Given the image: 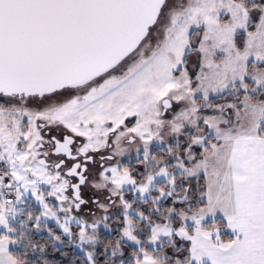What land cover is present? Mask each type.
<instances>
[{"label":"snow or ice","instance_id":"6c2138e0","mask_svg":"<svg viewBox=\"0 0 264 264\" xmlns=\"http://www.w3.org/2000/svg\"><path fill=\"white\" fill-rule=\"evenodd\" d=\"M0 96L19 104L0 106V264H25L10 245L28 195L43 209L28 219L37 228L41 217L55 220L78 241L83 264H98L102 243L104 264H125V240L137 246L129 264H264V0H0ZM36 98L41 108L26 107ZM61 127L62 138H45ZM166 137L175 144L153 154ZM125 142L138 155L142 145L136 175L118 161L104 166ZM102 148L112 154L101 156L91 186L119 200L124 225L107 243L97 231L109 227L107 215L92 223L76 215L88 203L89 153ZM201 173L194 206L186 181Z\"/></svg>","mask_w":264,"mask_h":264},{"label":"rangeland","instance_id":"374dc122","mask_svg":"<svg viewBox=\"0 0 264 264\" xmlns=\"http://www.w3.org/2000/svg\"><path fill=\"white\" fill-rule=\"evenodd\" d=\"M176 3H180L181 0H175ZM188 68L190 70V75H192V78L195 79V76L196 74L199 73V67L197 66L198 65V57H197V54L195 52L191 53L188 57ZM212 99L213 101H217V103L215 104H221V103H225V100L224 99H221L220 97H217L215 95L212 96ZM233 100V97L231 96H227V101L228 102H231ZM0 101H1V106H5V107H8V106H11V105H16V106H19L18 104V101H14V100H11V98H8V97H0ZM43 105L41 104V101L39 98H36L35 100H30L27 104H26V107L32 109V110H37L39 108H41ZM206 115H211V114H214L212 112V110H205V113ZM170 118V117H169ZM25 122H26V118H25ZM129 123H134V119L133 118H129ZM62 128V127H61ZM53 129H56V128H53ZM83 139V142H85V138L83 137H80ZM180 141L181 143L184 142L185 140V137L181 136L180 138ZM166 141L167 143L164 144V145H161L159 144L158 142L156 141H153V143L150 145V151L153 153V154H159L161 152V149L162 148H165L167 146V144H175L176 140L175 138L173 137H166ZM138 145L136 144H133V145H128L127 143H122L121 144V147L125 149V152L123 155H117L114 157V160L113 161H110L108 164H105L106 167L110 166L111 164L113 163H116L117 161L119 162L120 166H127L130 168L133 167V164L135 165V169L133 167V172L135 174H138L139 171H142L143 170V165L139 164L138 163V159H142V156H143V152H142V145H139L141 147V152L140 154L138 155L137 152H136V147ZM112 147L114 148L115 145H112ZM104 149V148H102ZM101 150V149H100ZM91 153V152H90ZM97 155V153H100V154H107L108 153L112 154V152H108L106 150H103V152H95ZM129 164V165H128ZM139 166L141 167L140 170L138 169ZM101 171V170H100ZM99 171V172H100ZM98 172V173H99ZM98 173L97 175L95 176V178L91 179L90 182L85 186L86 189H90L91 190V193H92V197H95V198H99V201L101 203H106V204H109V208H108V211L105 213L103 210H101L96 204L94 205L95 209H90L89 206L87 205H84L82 208H81V211L79 213H76V215L78 216V218L80 219H85L87 220L89 223H92L94 220H97V219H101L103 216L107 215L109 217V219L107 220V224L109 225V227L106 229L104 227V224L101 223L99 228H98V234L99 232H110L111 230V223L112 222H119L121 221L123 223V209L122 207L120 206V203H119V200L116 199V198H113L115 199V203L114 204H111L108 200L105 201V196L107 197V192L105 191H98L96 189H94L92 186H91V181L92 180H95V179H98ZM198 178H202L203 179V182H204V185L206 183V178L204 177L203 173L200 174V176ZM198 178H194V179H198ZM125 193H129L130 194V199L132 200H136V195L135 193L131 192V191H127ZM125 193H124V197H125ZM199 197L200 195L198 196V201L197 203L199 202ZM169 202H166V200L164 201V207H167L169 204H171V198H169ZM48 201L49 203H58L54 200V198H51L49 197L48 198ZM137 203H140L139 201H137ZM190 204H195V203H191L189 202ZM18 207H22L25 209V214L22 215V216H18L16 221H13V224L14 226L18 229V233L17 234H14V237L18 239V242L14 245H10V251L16 249V248H19L20 247V244H22V242L24 243V241L26 240L27 236H28V229H29V224L32 223L35 227H36V221L35 220H29L27 215H26V212L27 211H31L33 216H40L41 212L43 211L42 207L40 206V204L35 200L34 197L28 195L25 197V203L22 204V205H18ZM147 207L143 208V209H146ZM217 219L218 220H222V215L221 214H217ZM23 221V224L24 226L21 227V224L20 222ZM48 224H51V225H54L56 228L59 229V231L61 232L62 235L63 232H62V229L59 228V226L56 224L55 220L53 219H45L44 217H41V224H40V229H43L46 231V225ZM124 226V225H123ZM71 228L73 229L74 232H78V226L73 223L71 225ZM223 231H226L230 236H231V231L228 230V229H224ZM122 232V231H121ZM66 236V235H64ZM67 237V236H66ZM69 238V237H68ZM177 240L182 244L184 245L185 247L189 246V242L187 241H180L179 238H177ZM127 245H129V247L133 248L136 250L137 246L134 245L132 242L130 241H124ZM78 243V241H76V244H75V248L76 250H78L79 253H81L83 256H84V253L76 246ZM55 244L56 245H59L56 241H55ZM85 258V256H84Z\"/></svg>","mask_w":264,"mask_h":264},{"label":"trees","instance_id":"16d2710c","mask_svg":"<svg viewBox=\"0 0 264 264\" xmlns=\"http://www.w3.org/2000/svg\"><path fill=\"white\" fill-rule=\"evenodd\" d=\"M217 103V101H213ZM1 106V101H0ZM2 166V165H0ZM135 165L133 164V167ZM133 167L130 169H133ZM139 166V170H140ZM135 169V167H134ZM134 175H136L133 172ZM186 186H189L190 191V200L189 202L195 203L192 205H197L198 196L200 195L201 191L204 190V182L202 178L194 179L190 178L186 181ZM129 192V191H128ZM125 199L134 201L130 199V194L125 193ZM170 200H166L169 202ZM171 206L169 204L167 207ZM134 208H145L147 205H142L140 203H134ZM110 232H99V237L102 241L107 243L108 241H115L120 239L121 231L123 229V223L119 222H112ZM46 231L40 228L35 227L32 223L29 224L28 229V236L24 243L20 244L19 248L12 250L11 252L14 254L15 258L24 261L25 264H83L85 260L84 256L76 250L74 247L76 244L75 242H70L69 238L62 235L58 228L54 225L48 224L46 225ZM49 229L56 235L61 236V241H56L59 245L55 244V240L49 234ZM230 235L226 231H222V238L226 241ZM143 238V237H142ZM178 243H180L177 240ZM184 246V245H183ZM124 253L121 259L125 260V264H129L132 261V253L135 249L129 247L125 242L122 244V249ZM169 255H172L171 249L167 250ZM97 252L99 253L97 256L98 264H104V260L107 258L106 254L104 253V244L97 245ZM117 264L119 262L117 261Z\"/></svg>","mask_w":264,"mask_h":264},{"label":"flooded vegetation","instance_id":"af4514ba","mask_svg":"<svg viewBox=\"0 0 264 264\" xmlns=\"http://www.w3.org/2000/svg\"><path fill=\"white\" fill-rule=\"evenodd\" d=\"M67 130H65V129H63V128H59V129H51V131H46L44 134H45V138L47 139L49 136H56L57 138H62V134L64 133V132H66ZM75 140H76V142H77V144H80V143H82L83 142V139L82 138H80V137H75ZM126 143V142H125ZM103 150H106V151H108V152H111V149H109V148H104V149H101L99 152H103ZM90 155H92L93 157H94V159H93V161L88 165V167H89V173H87L86 175H88L89 176V182H90V180L91 179H93V178H95V176L97 175V173L100 171V170H102L101 169V164H103L104 162L101 160V156H108V155H111V153L109 154L108 153V155L107 154H100V153H97V155H95L96 153H93V152H91V153H89ZM114 160V159H113ZM69 164H71V162H69ZM129 165V164H128ZM105 166V165H104ZM106 167V166H105ZM87 185V184H86ZM86 185H84V186H82V188H81V194H82V197L86 200V201H88V203L87 204H85V205H87V206H89L90 207V209H95V207H94V203L92 202L93 200H96V199H98L99 200V198H95V197H92L93 195H92V193H91V190L90 189H86L85 188V186ZM105 198V201L107 200V197L105 196L104 197ZM84 205H82V207H83Z\"/></svg>","mask_w":264,"mask_h":264},{"label":"built area","instance_id":"2783aa9c","mask_svg":"<svg viewBox=\"0 0 264 264\" xmlns=\"http://www.w3.org/2000/svg\"><path fill=\"white\" fill-rule=\"evenodd\" d=\"M10 198H14V196L10 197Z\"/></svg>","mask_w":264,"mask_h":264},{"label":"water","instance_id":"95a60500","mask_svg":"<svg viewBox=\"0 0 264 264\" xmlns=\"http://www.w3.org/2000/svg\"><path fill=\"white\" fill-rule=\"evenodd\" d=\"M3 97V96H2Z\"/></svg>","mask_w":264,"mask_h":264}]
</instances>
